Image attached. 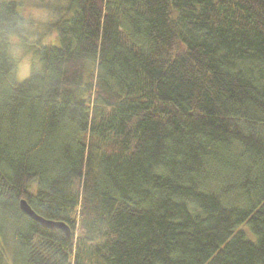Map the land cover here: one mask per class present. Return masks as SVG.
Returning <instances> with one entry per match:
<instances>
[{"label": "trees", "instance_id": "obj_1", "mask_svg": "<svg viewBox=\"0 0 264 264\" xmlns=\"http://www.w3.org/2000/svg\"><path fill=\"white\" fill-rule=\"evenodd\" d=\"M55 13L0 1V264H264V0Z\"/></svg>", "mask_w": 264, "mask_h": 264}, {"label": "rangeland", "instance_id": "obj_2", "mask_svg": "<svg viewBox=\"0 0 264 264\" xmlns=\"http://www.w3.org/2000/svg\"><path fill=\"white\" fill-rule=\"evenodd\" d=\"M17 1L21 6L23 17L26 21L27 42L32 45L37 40L42 41V45L55 44L52 42L54 33L51 25L56 13L64 7L66 0H0ZM20 10V8H19ZM49 35V36H47ZM11 53L16 60L15 80L22 82L29 76L31 57L19 44L16 38H11Z\"/></svg>", "mask_w": 264, "mask_h": 264}, {"label": "water", "instance_id": "obj_3", "mask_svg": "<svg viewBox=\"0 0 264 264\" xmlns=\"http://www.w3.org/2000/svg\"><path fill=\"white\" fill-rule=\"evenodd\" d=\"M20 210L27 215L29 218H31L33 221L40 223L41 226L49 229H58L65 233L67 237H69L70 229L67 225H65L62 222H54V221H48L45 220L39 216H37L27 205V203L24 200H21L19 203Z\"/></svg>", "mask_w": 264, "mask_h": 264}]
</instances>
